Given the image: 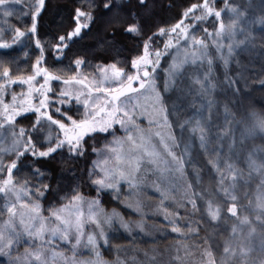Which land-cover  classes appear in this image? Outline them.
<instances>
[{"label":"snow or ice","instance_id":"snow-or-ice-1","mask_svg":"<svg viewBox=\"0 0 264 264\" xmlns=\"http://www.w3.org/2000/svg\"><path fill=\"white\" fill-rule=\"evenodd\" d=\"M261 4L264 5V0ZM46 7V0H0V50L14 47L21 50L9 61L0 60V200L3 201L0 217L6 216L0 219V256L12 259L13 248L24 247L23 256H15L16 264H106L99 251L100 241L110 246L113 239L106 229H113L115 223L129 235L134 229L115 209L111 213L104 211L103 195L108 193L117 201H121L122 195L131 199L143 191L151 173L158 178L152 186L167 199L170 188L164 183L171 186L178 180H186V166L192 163L190 142L195 138L219 179L215 191L209 188L200 193L203 208L198 206L195 193L185 199L193 213H202L201 219L206 216L209 227L227 222L225 213L235 218L219 259L209 237L197 245L202 249L201 264H264V180L253 221L252 213H238L237 190L244 179V170L231 158L237 143L235 132L216 126L220 148L210 152L214 135L211 110L215 105L212 100L201 102L216 88L210 76L215 59L218 57L227 69L233 57L246 51L255 40L245 26L258 24L264 32V15L249 21L246 10L233 0H221L219 4L218 0H187L181 4L177 0H77L67 26L57 23L50 35L41 38L38 23ZM174 8L180 9L178 21L172 24L163 21L160 12ZM13 15L20 21L19 26L9 23L7 18ZM93 29H98L100 36L98 50L111 55L112 62L96 64L89 76L82 69L90 62L72 53V48ZM33 43L35 53L31 51ZM126 44L135 45L137 54L122 61L120 56ZM174 48L177 55L170 51ZM181 49L183 56L178 58ZM70 54L67 69L72 74L68 75L62 65ZM165 56H171L172 63L164 70L161 90L157 69ZM33 57L34 62L29 63ZM189 64L197 68L207 64L208 68L203 78L200 75L192 78L187 90L178 89V75ZM53 82L64 87L57 89ZM235 84L238 81L226 74V86L231 88ZM16 85L21 86L19 93L13 87ZM169 92H176V99L170 100L165 95ZM130 94H136L137 99L140 96L151 99L147 127H142L139 120L144 112L136 111L142 106L132 105ZM9 95L10 101L6 100ZM188 97H192L189 103L194 111L182 121H171L170 116L179 117L184 110L180 101ZM225 113V123L231 124L227 105ZM240 123L244 125L240 144L256 136L264 138V112H252ZM177 128L179 132L175 131ZM118 132L122 135H117ZM186 133L189 142L177 153L175 149L181 146ZM224 136L231 141L226 160L221 159ZM89 139L93 141L91 152L98 157L88 172L95 192L93 198H86L79 185L71 192L60 186L65 165H72L69 174L75 175L74 165L86 158ZM98 140L104 144H97ZM51 165L60 168L59 178H53ZM195 171L199 176V171ZM247 173L249 178L254 174L264 177V155L248 154ZM124 186L128 189L126 194ZM187 187L191 188V184ZM49 197L55 203L45 209L43 202ZM182 206L187 211L186 205ZM125 207L141 216L135 228L145 232L146 213L141 202L137 199L135 205ZM157 210L165 213L173 232L183 234L178 213H169L163 200ZM86 225H93L94 230L86 233ZM184 227L198 236L199 221L195 227L191 224ZM81 248L89 249L94 259L78 258ZM185 251L191 254V250ZM155 259L153 255L151 260Z\"/></svg>","mask_w":264,"mask_h":264},{"label":"trees","instance_id":"trees-1","mask_svg":"<svg viewBox=\"0 0 264 264\" xmlns=\"http://www.w3.org/2000/svg\"><path fill=\"white\" fill-rule=\"evenodd\" d=\"M186 2L187 0H177L178 4ZM76 3L77 0H46L47 7L42 13V19L38 23L39 36L44 38L50 35L57 23L64 24L66 27L67 23L70 22V13ZM219 3H221V0H218V4ZM179 15V8L160 12L161 19L169 24L177 22ZM253 32L255 37L254 43H256L259 50L258 55L251 56V54H243L240 56V58H242V63L248 66L243 73L248 91H246V95H244L242 104L249 115L252 112H264V32H262L260 28ZM99 40L100 36L98 35V29H93L72 48V53L84 56L90 62L89 66L82 69V71L89 76L94 73L96 64L112 62L111 55H105L102 51L98 50ZM161 47H163V45H161ZM20 51L21 50L17 47L7 51H0V60L9 61L18 56ZM31 51L34 53L36 52L34 43L31 45ZM136 54L135 45L126 44L125 50L121 53L120 58L122 61L124 59L130 60ZM70 58L71 54L69 55V59L64 60L62 65V67H65L66 74L68 75L72 74L67 69V66L70 65ZM48 59L49 63H51L50 56ZM32 62H34V57L29 63ZM12 67L14 68L15 66L12 65ZM54 86L58 89L62 87V84L54 82ZM13 87L16 92L21 91V86L16 85ZM117 135L122 134L118 132ZM109 142H111V137H109ZM92 143L93 141L89 139V152L86 158H81L79 162L74 165L75 175L69 174L73 166L65 165L64 175L60 180L62 190L71 192L73 187L79 185L80 191L86 198H93L95 196L93 186L88 179V172L93 167L92 162L98 159V157L91 152ZM96 143L102 146L104 141L98 140ZM177 153H180L179 148H177ZM50 167L53 171V178H59L60 168L57 165H51ZM186 174L187 178H189L187 170ZM150 181H152V178L148 179V182ZM168 187L170 188V195L167 199L162 198L159 192L150 187L147 189L144 188L138 195H133L131 199H126V195H122L121 201L113 199L108 193L103 195L101 200L103 209L108 212H112L113 209H115L134 229L131 235L120 228L118 223L113 225V229H107L109 235L113 239L111 240L110 246H101V257L103 260L118 264L120 262H124V264H201L202 249L198 248L197 245L203 244V238L207 236L212 240L214 248V243L216 241V238L213 237L214 226L209 227L206 216L204 219H201L202 213L192 212L191 204L187 203L185 199V197H193L192 193L185 196L183 193H179L176 187ZM127 191V187L124 186L125 194ZM195 197L196 196H194V198ZM137 199L143 205V210L146 213L143 217L144 227L146 229L145 232H140L139 229L135 228V224L141 221V216L131 208L125 207V204L135 205ZM162 200L163 207H165L169 213L179 214L177 220L178 224L182 226L183 234L173 232L168 220L165 219V213L157 210ZM2 203L3 201L0 200V205H2ZM50 203H55L51 197L43 202L44 208L47 209ZM182 205H186L187 211ZM242 209L243 207L240 206L238 212ZM0 219H6V216L0 217ZM168 219H173V216L170 215ZM196 221H199L198 236L195 232H189L187 227H184L188 224L195 227ZM177 249H179V253H177ZM186 249L191 250V254H186ZM145 252L148 253V256L144 255ZM153 255L156 257L155 261L151 260ZM177 255H179V259H176ZM0 264H15V262L6 256H0Z\"/></svg>","mask_w":264,"mask_h":264},{"label":"rangeland","instance_id":"rangeland-1","mask_svg":"<svg viewBox=\"0 0 264 264\" xmlns=\"http://www.w3.org/2000/svg\"><path fill=\"white\" fill-rule=\"evenodd\" d=\"M234 3L241 6V8L245 9L247 12V19L249 21L255 20L260 15H264V5L261 4V0H233ZM19 8V6H17ZM9 23L11 25L19 26L20 21L16 18V15H13L12 17L7 18ZM25 20L28 18L25 17ZM246 29L253 31L258 30L260 26L258 24L252 25L248 24L245 26ZM199 35H203V33H199ZM241 38V37H238ZM16 48V47H14ZM11 50V49H10ZM0 51H7V50H0ZM172 55H177L176 49L170 50ZM213 53L215 50H212ZM258 47L256 43L252 42L246 51L240 52L238 56H234L231 63L227 67V69L224 67L222 61L219 60L217 57L214 61V64L212 66L211 71V79L214 84H216V88L207 96L202 99L201 102L207 103V100L214 101V107L212 108V116H211V123L213 125V143L209 145V151L216 150L220 148V141H217L215 133L217 132V127L221 129H227L231 128L235 132V136L237 139V143L235 145V149L231 155L233 163L238 167L244 170V179L240 181V186L237 190L238 195V204L243 207V209L238 212L240 214H248L252 213L251 219L255 221V209L257 205V197L261 195V180H264V177L253 175L251 178L248 177L247 173V156L250 152H256L259 155H264V145H263V138L261 136H256L255 138L248 139L244 144L239 143L241 130L243 129L244 125L243 123H240L244 118L250 117V115L247 113L246 109L244 108V105L242 104L244 95H246V91H248V86L245 84L243 73L245 69L248 67L242 63V58H240L241 55L245 54H251V56L258 55ZM183 56V49H181V52L179 54L178 58H182ZM172 63V57L171 56H165L161 60L160 68L157 69L158 74V87L163 89L164 86V79L166 76V70L169 65ZM208 66L205 64L202 68H197L192 65H186L183 72L178 75V82H177V88L178 89H184L187 90L189 85L191 84L192 78H194L196 75H200L201 78H203L204 72L207 70ZM226 74L228 78H234L238 81V84L233 85L231 88L226 86ZM54 84V82H53ZM24 90L26 91V86H23ZM64 87V85H62ZM73 88H81V85H72ZM239 89V91H236V89ZM87 91V89H85ZM20 92V91H19ZM17 92V93H19ZM50 96L52 93L49 94ZM169 97V99H176V92H169L165 94ZM133 98L131 99L130 103L132 105L139 104L142 107H137L136 111L138 113L144 112V115L139 117V120L141 122L142 127L148 126V116L149 113L152 111V101L149 98H145L143 96H140L137 99L136 94H130ZM197 100H201L200 97H195ZM11 97L10 95L6 97V100L10 101ZM122 100L128 99L127 97H122ZM192 99V97H188L180 103L183 105L184 110L180 112L179 117L176 116H170V120L175 122L177 119H180L181 121L188 115L194 111L193 108H191L189 101ZM35 102V101H34ZM225 105L228 106L229 113H228V119L231 121V124L225 123ZM146 109V111H145ZM169 111H171V103H169ZM204 115L207 116L208 112L205 110ZM116 127L119 128V125ZM160 131H165L164 129H159ZM176 132H179V129H175ZM122 134V133H121ZM10 142V138H9ZM189 142V134L186 133L184 137V141L181 143V146L179 147L180 152L183 151L184 144ZM223 156L222 160L228 159V144L231 142L230 138L228 136L223 137ZM177 152V149H175ZM190 152H191V166H186V170L188 171L189 178H187L186 174V180L185 181H176L174 185H171V187H176L177 191L180 193H183L185 196L187 194H194L195 193V199L197 200L199 206L201 208L204 207V202L199 198L200 193L205 191L206 189L211 188L213 191L216 189V181L219 179L217 173L211 168V166L207 163L208 157L205 155L204 150L200 148L199 140L193 138L190 142ZM187 159V158H186ZM199 171V176H197V172L195 170ZM149 177L152 178V181L148 182L146 181V186L144 187L147 189L148 187L154 188L152 185L154 182H158V178L155 175L149 174ZM149 178V179H150ZM152 184V185H151ZM191 184V188H188L187 185ZM165 187H168L169 185L167 182L164 183ZM127 187V186H126ZM143 188V189H144ZM155 189V188H154ZM249 201L252 202L251 206L249 204ZM247 210V211H246ZM84 211L87 212V205L84 206ZM105 211V210H104ZM107 213H111L108 211H105ZM226 216H228L227 222H221L218 226H214L213 229V237L216 238V241L214 243L215 248V255L217 259L220 258L222 255V248L225 240L229 239L231 235V227L233 226V222L235 218L229 217L227 213H225ZM116 224V223H115ZM114 224V225H115ZM94 230L93 225H86L85 232L90 233ZM107 230V229H106ZM259 231V229H258ZM100 245H103V241H100ZM257 247L259 246V240L256 242ZM101 246L99 248L100 254H101ZM66 247V246H63ZM12 260L15 262V256L21 255L23 256L24 253V247H20L18 250L14 247L12 250ZM66 255H71L70 252H66ZM8 258V257H7ZM78 258L84 259V260H90L94 259V255L92 252L89 251L87 248H81L78 253ZM253 258H257V254H253ZM105 261V260H104ZM106 264H118V263H110L108 261H105ZM120 264V263H119Z\"/></svg>","mask_w":264,"mask_h":264}]
</instances>
